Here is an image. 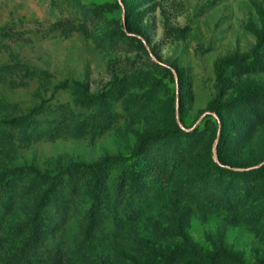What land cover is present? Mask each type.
<instances>
[{
  "label": "rangeland",
  "instance_id": "1",
  "mask_svg": "<svg viewBox=\"0 0 264 264\" xmlns=\"http://www.w3.org/2000/svg\"><path fill=\"white\" fill-rule=\"evenodd\" d=\"M129 1L0 0V264H264V0Z\"/></svg>",
  "mask_w": 264,
  "mask_h": 264
},
{
  "label": "trees",
  "instance_id": "2",
  "mask_svg": "<svg viewBox=\"0 0 264 264\" xmlns=\"http://www.w3.org/2000/svg\"><path fill=\"white\" fill-rule=\"evenodd\" d=\"M127 7L130 8L131 2L129 0H125ZM95 97H89V100H93ZM264 106V104H262V107ZM17 124H21L24 123L26 121L25 118H19L17 120H14ZM179 130H181L180 127H178ZM190 138L189 137H184V141L187 142V144L185 145H178V144H173L171 147L172 151L177 155H181L184 156L186 154H188L192 148V146H190ZM141 149V148H140ZM120 158H107L104 161L98 163V164H94L88 167H82V169L84 170H88L90 172H93L95 175H100L102 174V172L112 163H114L115 161L119 160ZM222 160V158H221ZM214 165L216 167H218L217 171H215L212 176L218 175L219 177V187L221 189H223L225 191V195L223 196V198L221 199V202L226 204L228 201H232L235 198L232 197V195L237 196V192L239 191V189L241 190V188H239L241 185L237 184L236 182H234L233 180H229L228 177L224 176V171L225 169L222 168L219 164H217L216 162H214ZM79 170V168H77ZM4 180L5 178L0 179V199H2V191H3V185H4ZM50 191V190H49ZM47 192V194L43 197V199L40 202L39 208H41L43 205H45L48 200H49V193Z\"/></svg>",
  "mask_w": 264,
  "mask_h": 264
}]
</instances>
